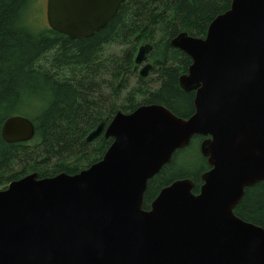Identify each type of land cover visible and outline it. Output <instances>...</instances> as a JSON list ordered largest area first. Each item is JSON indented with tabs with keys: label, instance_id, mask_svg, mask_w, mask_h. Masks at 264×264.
<instances>
[{
	"label": "water",
	"instance_id": "95a60500",
	"mask_svg": "<svg viewBox=\"0 0 264 264\" xmlns=\"http://www.w3.org/2000/svg\"><path fill=\"white\" fill-rule=\"evenodd\" d=\"M124 1L46 0V20L69 38L89 37ZM170 45L191 59L179 84L194 91V112L119 111L86 135L112 138L89 167L9 182L0 190V264H264V228L234 213L245 188L264 179V0H232L204 37L182 31ZM151 50L141 44L134 56L140 77ZM34 133L23 115L1 126L9 143ZM194 136L210 167L198 193L178 178L144 209L148 180Z\"/></svg>",
	"mask_w": 264,
	"mask_h": 264
},
{
	"label": "trees",
	"instance_id": "16d2710c",
	"mask_svg": "<svg viewBox=\"0 0 264 264\" xmlns=\"http://www.w3.org/2000/svg\"><path fill=\"white\" fill-rule=\"evenodd\" d=\"M32 1L0 0V190L29 173L49 177L89 167L101 159L112 138L101 133L89 142L86 135L119 111L161 104L177 116H190L194 91H184L179 76L191 59L170 40L182 31L204 37L212 19L232 0H125L104 27L81 38L49 27L33 31L25 21ZM144 43L152 45L149 74L156 87L148 84L149 74L138 75L136 85L129 87L136 73L134 56ZM111 46L119 52L108 51ZM10 115L33 122L32 139L9 143L2 138L1 126ZM202 139L194 136L148 180L144 209L178 178H190L198 193L201 175L210 168L199 150ZM194 145V154H185ZM234 213L264 228V179L245 188Z\"/></svg>",
	"mask_w": 264,
	"mask_h": 264
},
{
	"label": "rangeland",
	"instance_id": "374dc122",
	"mask_svg": "<svg viewBox=\"0 0 264 264\" xmlns=\"http://www.w3.org/2000/svg\"><path fill=\"white\" fill-rule=\"evenodd\" d=\"M25 21L29 23L31 29L33 31H40L43 28H47V20H46V0H33L27 10L26 16H25ZM108 51L110 52H119V47L118 46H111L107 48ZM141 68V66H135L136 73L132 74L130 76L129 80V87H133L136 85L137 82V76H138V70ZM148 79L151 81H148V84L150 87L155 88L156 83L155 81H152L154 78L153 74H149ZM196 150V145L191 147L188 151L185 152V154H194ZM184 154V155H185ZM183 155L178 158V162H182Z\"/></svg>",
	"mask_w": 264,
	"mask_h": 264
}]
</instances>
